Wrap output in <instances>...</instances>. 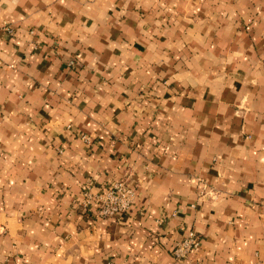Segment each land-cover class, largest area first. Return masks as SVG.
<instances>
[{
	"label": "crops",
	"instance_id": "1",
	"mask_svg": "<svg viewBox=\"0 0 264 264\" xmlns=\"http://www.w3.org/2000/svg\"><path fill=\"white\" fill-rule=\"evenodd\" d=\"M0 22V264H180L189 229L184 264H264V0H0ZM125 176L120 218L82 205Z\"/></svg>",
	"mask_w": 264,
	"mask_h": 264
},
{
	"label": "built area",
	"instance_id": "2",
	"mask_svg": "<svg viewBox=\"0 0 264 264\" xmlns=\"http://www.w3.org/2000/svg\"><path fill=\"white\" fill-rule=\"evenodd\" d=\"M11 32L8 23L0 22V29ZM86 139V136H83ZM136 196V190L129 183L128 176L112 181L106 190L93 192L90 188L83 189L81 203L86 208H91L95 217L120 218L126 213ZM200 243L198 234L189 229L186 234L176 242L173 248V256L184 264L190 252L195 250Z\"/></svg>",
	"mask_w": 264,
	"mask_h": 264
}]
</instances>
